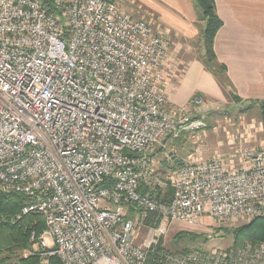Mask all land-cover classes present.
<instances>
[{
  "label": "built area",
  "instance_id": "2783aa9c",
  "mask_svg": "<svg viewBox=\"0 0 264 264\" xmlns=\"http://www.w3.org/2000/svg\"><path fill=\"white\" fill-rule=\"evenodd\" d=\"M120 5L0 0V191L26 198L16 221L42 219L27 251L41 264H147L172 224L240 225L264 214V147H245L253 125L231 137L227 154L171 170L166 202L141 191L156 173L154 149L207 129L193 115L205 102L167 104L168 34ZM131 210L152 222L140 244ZM153 264H264V242L162 249Z\"/></svg>",
  "mask_w": 264,
  "mask_h": 264
},
{
  "label": "crops",
  "instance_id": "0c3cea01",
  "mask_svg": "<svg viewBox=\"0 0 264 264\" xmlns=\"http://www.w3.org/2000/svg\"><path fill=\"white\" fill-rule=\"evenodd\" d=\"M155 1L160 6L153 7L152 11L154 15L158 14L160 22H156L157 25L153 24L155 30L153 26L152 29L156 33L167 32L170 43V74L164 86L167 104L171 107H185L195 96H201L205 104L193 115L207 119L208 125L212 127L214 126L212 123L217 125L219 122L222 123L223 132L229 136L233 131L230 129L228 131L227 127L235 125V119L223 117L220 121H214L215 113L225 110L228 113H235L229 112L228 108L223 109L227 106L241 112L250 103L264 102V0H213L215 13L221 22L213 41V53L216 62L225 67V78L229 85L226 90L205 69L200 58L188 59L183 55L195 50L192 45L198 43L203 26L201 13L193 1ZM229 93L238 101H232ZM252 108L258 109L256 105ZM213 128L210 131H213ZM241 131L242 129L233 134V138H237ZM256 133L255 136L258 137L261 131L257 130ZM205 134L206 132L204 136ZM250 143L246 142L245 147L254 149L260 147H250ZM219 145L223 154L229 152L226 150L227 145L221 143ZM196 150L197 152L190 157L196 156V153L202 157L199 151L202 152L203 147ZM138 232L137 229L136 241L140 244ZM155 249L153 248V253L156 252Z\"/></svg>",
  "mask_w": 264,
  "mask_h": 264
},
{
  "label": "rangeland",
  "instance_id": "374dc122",
  "mask_svg": "<svg viewBox=\"0 0 264 264\" xmlns=\"http://www.w3.org/2000/svg\"><path fill=\"white\" fill-rule=\"evenodd\" d=\"M119 2L122 9L135 19L149 23L151 26H153V24L157 25L156 22H160L158 14L155 13L154 15V12L152 11L153 7L157 5L160 6L155 0H119ZM154 27L155 26H153V29ZM192 46L195 50L192 53L183 55L187 56L188 59L198 57L202 61L204 59L205 53L202 44L198 42ZM184 60L186 61L185 58ZM225 108H228L229 112L231 111L235 113H228ZM223 109L225 110L224 112L220 113L219 111L218 113H215L216 118H214V121H220L223 119V117H226V119H235V125H231V128L230 126L227 127L228 131L229 129L230 131H233V133H229V136L223 132L224 126L222 123L219 122V125H217V123H212L215 126H213V128L212 126L208 125V120L204 118L205 122L207 123V129L200 134L194 136L188 135L175 141H166L164 143V147H158L151 152L150 158H152L154 161L153 163L156 173L153 175V177H151L149 182L150 184H148L147 187H143L148 191H146L147 194L154 197L151 195L150 191L156 190L160 192L161 197L163 198L167 189L170 190V197L171 188L167 182V176L171 170L181 166L184 162L191 161L192 159L202 158L206 160L207 158L216 154H223V152H221L222 148L219 144L221 143L227 145L229 141H232L230 136L241 130L246 124L253 125V138L250 140V147H264V127L261 123L258 109H253L249 104L245 109L241 110V112H236L235 108L230 109L229 106L224 107ZM240 116L242 117L237 119V117ZM239 123H243L245 125L240 126L241 124ZM212 128L213 131H210ZM255 129L261 131L258 137L255 136ZM205 132L206 134L204 136ZM228 137H230L229 140ZM202 147L204 150L202 152L201 150L199 151L202 157L197 153L196 156L190 157L195 152H197V148L201 149ZM226 150H228L227 147ZM167 160H169V162ZM134 214H136V217H139V222L137 223L136 228H138L139 243H141L146 237L147 229L150 226L148 227L144 221L142 222V213L135 211ZM147 218L149 219L151 225L152 222L149 216H147L145 219ZM236 226H238V224H223L215 227L208 218L204 219L203 226L199 228H187L175 223L167 227L160 239H158V245L166 251L177 253L179 255L189 252L210 253L215 250H225L231 248L233 241L231 235L228 234V232H223L221 229H230ZM180 233H182L181 237L179 236ZM27 256V252L20 254L18 253L12 256L3 253L0 255V259H7L6 264H15L19 258H26Z\"/></svg>",
  "mask_w": 264,
  "mask_h": 264
},
{
  "label": "trees",
  "instance_id": "16d2710c",
  "mask_svg": "<svg viewBox=\"0 0 264 264\" xmlns=\"http://www.w3.org/2000/svg\"><path fill=\"white\" fill-rule=\"evenodd\" d=\"M196 9L201 13L202 29L200 32L198 42L202 44L204 50V59L202 63L206 70H208L219 83V85L226 90L229 88L225 78V67L216 62L213 53V41L217 31L221 26V22L215 13V5L213 0H192ZM230 98L233 101H238L231 93ZM250 107L256 105L259 110L261 123L264 127V102L250 103ZM146 192L145 188L141 189ZM148 192V191H147ZM155 199L167 201L170 190L166 189L165 196L162 198L160 192L156 190L150 191ZM26 198L15 193H4L0 191V255L6 253L10 256L24 253L28 251V236L29 231L35 222L38 224L37 231L43 228L42 219L37 214H30L23 216L17 221L15 220L20 214V210L26 202ZM136 210H131L135 213ZM145 224L149 226V219L144 220ZM223 232H228L232 237V246L239 247L245 242L257 243L264 242V214L260 217L252 219L249 223L240 224L230 229L223 228ZM182 236V233L179 234ZM163 248L157 244L155 251L159 252ZM155 253H150L147 264H153ZM7 259L1 258L0 264H6ZM15 264H41L36 256H28L26 258H19ZM47 264H60L58 259L53 258Z\"/></svg>",
  "mask_w": 264,
  "mask_h": 264
}]
</instances>
